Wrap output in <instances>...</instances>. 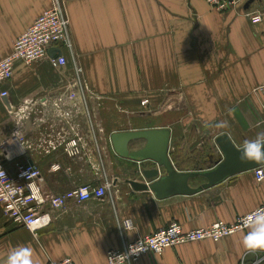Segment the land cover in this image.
<instances>
[{"label": "crops", "instance_id": "obj_1", "mask_svg": "<svg viewBox=\"0 0 264 264\" xmlns=\"http://www.w3.org/2000/svg\"><path fill=\"white\" fill-rule=\"evenodd\" d=\"M54 1L0 0V61L12 54L16 40ZM60 1L91 93L100 153L85 121L81 132L87 135V147L82 158L70 157L65 146H58L60 129L70 139L69 125L76 120L38 124L43 110L73 81L71 65L55 68L45 59L33 65L16 63L12 82L3 88L9 97L0 98V158L13 174L19 164L37 165L45 196L101 186L107 177L113 189L103 200L70 201L65 209L51 212V225L37 234L6 218L0 206V264H7L10 251L21 245L33 249L34 264L68 258L73 264H107L108 252L171 223L185 231L219 221L233 224L262 206L264 182L258 183L252 171L194 196L159 200L151 191L136 192L127 181L144 182L139 171L156 166L119 157L111 136L169 128L173 164L187 172L212 169L223 159L215 144L218 136L227 134L242 148L245 140L264 131V22L250 20L263 9V0H253L247 8L249 0L227 12L212 9L206 0ZM58 50L53 48L49 57H57ZM26 104L30 113L20 123L15 113ZM193 120L200 122L201 133L212 143L204 160L207 167L201 165L203 160L189 159L197 150L184 133ZM222 121L228 126L216 127ZM17 131L27 145L12 140ZM144 146V141L135 142L131 150ZM55 165L60 166L57 172L52 170ZM201 180H191L190 185L201 186L206 182L198 185ZM125 222L131 223L128 232L117 227ZM247 231L218 243L207 240L170 248L135 264H264V251L244 249Z\"/></svg>", "mask_w": 264, "mask_h": 264}, {"label": "built area", "instance_id": "obj_2", "mask_svg": "<svg viewBox=\"0 0 264 264\" xmlns=\"http://www.w3.org/2000/svg\"><path fill=\"white\" fill-rule=\"evenodd\" d=\"M248 1L206 0L212 9L220 12H227L237 5L246 4ZM250 18L253 24L264 22V0L263 9L252 14ZM53 48H58L61 56L50 58L49 52ZM45 59H50L55 68L71 65L73 81L69 83L64 94L55 99L49 107H43L45 109L41 113L42 117L38 124H45L48 120L58 124H62V122L70 124L72 120H76L77 122L73 126L69 125L72 136L70 139H65L62 134L66 131L63 127L60 129L58 136H61L62 139L58 146H65L70 157L82 158L85 156L83 151L87 147L85 144L87 135L81 132V125H84L82 121H85L95 148L100 153L96 135L97 126L96 123L94 124L95 118L90 108L89 96L91 93L75 52L70 20L64 4L60 0H55L54 5L36 19L33 25L16 40L12 54L0 61V98L9 97L8 92L3 91V88L12 82L16 63L22 62L26 65H33ZM146 103L148 102L143 104ZM29 107L26 104L15 113L16 117H21L19 118L20 123L23 122L25 116H29ZM12 140L22 146L28 144L19 131L12 137ZM8 142H4V145H7ZM52 148L58 147L53 145ZM52 170L57 172L60 170V166L55 165ZM252 172L258 183L264 182V166L258 167ZM41 181V171L37 165L32 163L19 164L13 174L0 158V206L3 214L17 226L24 227L34 234L48 228L52 223L51 212L65 209L68 202L83 203L90 200H103L110 197L113 189V183L107 177L101 186L86 185L61 195L45 196L41 189ZM259 208H264V204L257 209ZM247 215L239 217L233 224L219 221L207 228L191 231H185L176 222L171 223L168 227L146 237L133 242H124L120 250L108 252L107 264H116L113 258L127 254L131 246H138L133 247L132 252H137L139 249L144 250L138 254L129 255L128 260L125 258L123 264H135L144 256L160 255L167 249L189 243L207 240L215 243L221 242L227 237L248 230L242 223L243 218ZM49 264H73V262L68 258L59 263L51 262Z\"/></svg>", "mask_w": 264, "mask_h": 264}, {"label": "water", "instance_id": "obj_3", "mask_svg": "<svg viewBox=\"0 0 264 264\" xmlns=\"http://www.w3.org/2000/svg\"><path fill=\"white\" fill-rule=\"evenodd\" d=\"M252 2L253 0H250L246 7L248 8ZM57 56H61L59 50ZM171 139L172 131L169 128L117 132L111 136L113 149L119 157L135 163L150 161L156 166L153 170L139 171L144 182L127 181L133 190L151 191L159 200L174 196H194L234 176L264 166V163L241 161V148L233 143L229 135L222 134L215 139V144L223 159L215 167L209 170L179 172L170 156ZM139 141H144L145 146L132 151L131 145ZM162 170L165 172L164 175ZM195 179H203L206 182L201 186L192 187L190 182Z\"/></svg>", "mask_w": 264, "mask_h": 264}, {"label": "clouds", "instance_id": "obj_4", "mask_svg": "<svg viewBox=\"0 0 264 264\" xmlns=\"http://www.w3.org/2000/svg\"><path fill=\"white\" fill-rule=\"evenodd\" d=\"M227 122L222 121L216 125L218 128L227 127ZM240 159L244 162L264 163V131L256 134L254 139L245 140L240 149ZM247 233L242 239V245L250 253L264 251V208H259L243 218L242 221ZM117 227H122L128 232L131 227L130 222H125ZM131 246L127 254H121L114 257L116 264H123L125 258L132 254H138L144 249L132 252ZM7 264H34L33 249L28 246H17L13 248L7 257Z\"/></svg>", "mask_w": 264, "mask_h": 264}, {"label": "rangeland", "instance_id": "obj_5", "mask_svg": "<svg viewBox=\"0 0 264 264\" xmlns=\"http://www.w3.org/2000/svg\"><path fill=\"white\" fill-rule=\"evenodd\" d=\"M152 124H156V122L152 123ZM199 125H200V122H195V120H193L192 123L187 125L188 130L184 133V135H188L187 137H185V139L190 138L189 139L190 145L192 143H195L194 148L197 150L196 152H194L193 157H189V159L192 158L193 160H203L201 165L207 167L206 162L204 160L207 157L206 154H208L206 152L211 151L212 143L207 140V136L204 135L203 132L201 133V131H200L201 127ZM185 144H187V142ZM199 151L201 152V154L198 153ZM185 158H188V155H186ZM188 166L193 167V164H190V162H189ZM192 169H194V168H192ZM197 170H199V169H197ZM199 182H200V184H198V185H201L204 181L201 180Z\"/></svg>", "mask_w": 264, "mask_h": 264}]
</instances>
